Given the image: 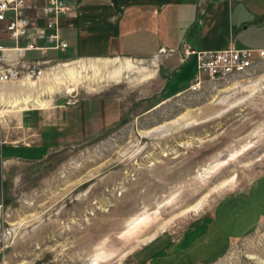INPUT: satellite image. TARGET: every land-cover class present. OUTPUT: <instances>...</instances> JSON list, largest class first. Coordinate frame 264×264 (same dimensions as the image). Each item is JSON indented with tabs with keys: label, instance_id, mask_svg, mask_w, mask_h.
Listing matches in <instances>:
<instances>
[{
	"label": "rangeland",
	"instance_id": "1",
	"mask_svg": "<svg viewBox=\"0 0 264 264\" xmlns=\"http://www.w3.org/2000/svg\"><path fill=\"white\" fill-rule=\"evenodd\" d=\"M68 2L76 16L68 20L72 27L61 30L66 52H52L57 60L38 80L0 84V264H142L150 258L148 247L160 243L157 251L167 250L194 226L183 241L202 229L199 236L208 239L199 253L209 257L224 245L225 233L238 231L229 222L233 209L216 202L243 207L255 188L238 191L264 176V61L225 83L194 75L165 98L183 67L184 48L198 49L183 40L181 53H158L160 45L139 55L135 40L121 46L116 32L125 6ZM174 3L160 0V17ZM184 5L185 16L204 18L199 43L205 50L264 44V0ZM130 9L127 16L153 14L150 7ZM168 17L176 34L186 30L183 18L179 27L176 13ZM95 33L99 43L84 41ZM116 70L118 81L109 78ZM24 92L44 107L64 106L45 121L61 130L64 145L44 156L27 146L37 143L36 136L24 139L16 131L25 105L9 102ZM69 99L76 102L68 105ZM109 99L126 101L122 118L100 134L81 135L106 119ZM34 104L32 99L29 108L39 107ZM163 125L164 132L149 133ZM172 257L183 261L182 253ZM207 264H264V218Z\"/></svg>",
	"mask_w": 264,
	"mask_h": 264
},
{
	"label": "crops",
	"instance_id": "2",
	"mask_svg": "<svg viewBox=\"0 0 264 264\" xmlns=\"http://www.w3.org/2000/svg\"><path fill=\"white\" fill-rule=\"evenodd\" d=\"M159 1L160 0H147L145 2V0H129L124 2V4L121 3V6H125V10L123 11L124 13L122 17H120L122 14L121 12L119 15V19L117 20L119 21L118 30L116 25V32L118 33V37L121 39V46H123V44L128 45L129 40L131 39L135 40L138 48L137 54L139 55H147L150 53L152 54L160 45H163V47L165 48L173 47L172 49L178 51V53H181L183 48V40H185L186 44L192 46L195 49H207L200 47L199 43L201 39V32H203L200 26L204 24V18L195 16L196 12H193L192 15L190 13H187L188 15L185 16V6L182 4L179 5V3H174V7H170L174 9L169 8L163 11V15L160 17L162 11L161 13H159L156 10L158 6H160ZM178 1L180 0H175V2ZM215 1L216 0H213V2ZM135 7L136 10L144 9V7H150V9L153 11V14L143 16L140 14V12L143 14L144 10H142L140 12L137 11L135 15L127 16V13L131 10L130 8ZM150 9H148L147 11H151ZM170 12H173L174 14L176 13V19L177 22H179V27L181 21L180 19L183 18V20L186 22L185 24H187L186 30L184 29V31H182L181 29H179L181 30V33H179V31L177 34L174 32L173 27H170L169 25L173 21L172 18L169 19L168 17ZM193 23L196 25L192 26ZM88 33L92 32L89 31ZM261 47H264V44L258 48ZM118 54L120 55L121 53ZM94 98L104 97L94 96ZM105 105L106 106H104V110L106 111V119L101 121L99 125L93 126V129L91 128L88 131L82 132L81 135L90 136L100 134L104 129L110 127L116 121L121 119L123 111H127L126 101L123 102L119 100L118 102H115L109 99L107 100V103ZM59 107L64 106L55 104L49 107H37L31 109L28 108L21 111V124H23V126H19V130L16 131L22 134V137H24V139L29 136H36L35 140L37 141V143L27 145L28 147H31L35 150L36 157L44 156L51 149L64 145L62 143L64 140L62 139L61 130L57 129L54 125L45 123L46 119L52 117L53 112L57 111ZM70 122H72V120ZM75 134L80 133L79 131H77V133ZM72 135L70 136L69 141L73 140L74 137ZM253 188H255L254 197L252 199H245L246 202L244 203V206L239 209H236L235 207L233 208V202H223V198H220L214 205L215 207H231V209H233V212L230 214L229 222L238 226V231L230 230L229 232L225 233L224 245L210 253L209 257H207V255L205 254L199 253L201 252L200 250L203 247L202 242L207 241L208 239L206 237L201 238L199 236V233L202 231V229L197 232L192 239L187 241L188 243L183 241L186 238L187 233L193 231L196 228V226H194L191 229H188L184 233L182 238H179L178 241H175L173 247H171L172 243H169L167 245V250L164 249L161 250V252H158V249L156 248L157 246L161 247L160 243L151 245L152 247H148V249H151V251L147 254L150 258L142 264H189V259L192 260V264H207L208 262L213 261V259L220 255V253L229 245V243L233 239L243 235L255 224H257L262 218H264V176L255 180V182L251 184V186H249L247 189L240 190L238 192L249 194ZM207 216H211L214 219L215 214L210 211ZM201 224H203V221ZM193 240L194 244L191 245L189 242L193 243ZM204 252L205 250H203V253ZM178 253H182L183 261L177 262L175 257H172L173 255ZM191 256L193 257L191 258Z\"/></svg>",
	"mask_w": 264,
	"mask_h": 264
},
{
	"label": "built area",
	"instance_id": "3",
	"mask_svg": "<svg viewBox=\"0 0 264 264\" xmlns=\"http://www.w3.org/2000/svg\"><path fill=\"white\" fill-rule=\"evenodd\" d=\"M76 16L68 0H0V84L38 80L57 60L52 52L65 53L69 47L61 30ZM71 27V25H70ZM175 51L161 47L158 53ZM183 54L196 58L195 79L225 83L241 77L244 63L264 61V48H237L233 44L220 49L193 50ZM76 99L66 101L72 105Z\"/></svg>",
	"mask_w": 264,
	"mask_h": 264
},
{
	"label": "trees",
	"instance_id": "4",
	"mask_svg": "<svg viewBox=\"0 0 264 264\" xmlns=\"http://www.w3.org/2000/svg\"><path fill=\"white\" fill-rule=\"evenodd\" d=\"M193 1H195V0H180V1H178V3L184 5V4H188L190 2L193 3ZM111 2L115 7L116 6L120 7V5H121L119 0H111ZM195 25L196 24L193 23L192 26H195ZM94 32H97V31H94ZM91 39L97 40L94 42L99 43V37L96 36V33L95 34H89V35L87 34L84 41L85 40L91 41ZM102 41L104 42L103 39H102ZM82 43H83V40H82ZM195 64H196L195 63V56H192V58L188 57V60L184 63L182 69H180L177 73L174 74V76H173L174 82L172 83V86L171 85L169 86V83H168L167 87H168V89L171 90V92L168 93L165 98H168V97L174 95L176 92L187 87V83H188L189 79L195 75V72H196Z\"/></svg>",
	"mask_w": 264,
	"mask_h": 264
},
{
	"label": "bare ground",
	"instance_id": "5",
	"mask_svg": "<svg viewBox=\"0 0 264 264\" xmlns=\"http://www.w3.org/2000/svg\"><path fill=\"white\" fill-rule=\"evenodd\" d=\"M252 62H246V63H244V71H247L248 70V68H249V65L251 64ZM83 64H85V63H83ZM80 66H82V65H80ZM83 67V66H82ZM85 67H86V65H85ZM120 74H121V71L120 70H116L113 74H112V76L110 77V79H112V80H119V76H120ZM44 76V75H43ZM109 79V78H108ZM61 82V81H60ZM25 94H20V96L18 97L17 95H14L13 94V100H11L9 103H11V105H10V107H13V108H18L19 106H21V104H23V105H25V107L23 108V109H25V108H29V103L31 102V100L32 99H34L35 100V102H36V104L37 105H35V107H37V106H39V107H44L45 105H44V102H43V100H39L37 97H34L33 95H31L30 93H26V92H24ZM19 94V93H18ZM9 101V100H8ZM21 108V107H20ZM22 109V110H23ZM0 113H1V115H4V113L2 112V111H0ZM6 113V112H5ZM167 127L166 126H160V127H157V128H154L153 130H151L149 133L150 134H152V135H156V134H158V133H161V132H164L165 131V129H166ZM167 130V129H166ZM232 180V179H231Z\"/></svg>",
	"mask_w": 264,
	"mask_h": 264
},
{
	"label": "water",
	"instance_id": "6",
	"mask_svg": "<svg viewBox=\"0 0 264 264\" xmlns=\"http://www.w3.org/2000/svg\"><path fill=\"white\" fill-rule=\"evenodd\" d=\"M188 60V58L186 57V58H184L183 59V61H182V63L180 64V66L179 67H182L183 65H184V63L186 62Z\"/></svg>",
	"mask_w": 264,
	"mask_h": 264
}]
</instances>
